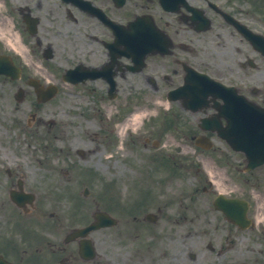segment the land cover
Wrapping results in <instances>:
<instances>
[{"label":"flooded vegetation","instance_id":"flooded-vegetation-1","mask_svg":"<svg viewBox=\"0 0 264 264\" xmlns=\"http://www.w3.org/2000/svg\"><path fill=\"white\" fill-rule=\"evenodd\" d=\"M248 2L0 0V55L19 67L16 79L0 75L7 99L23 88L21 103H32L30 81L52 75L57 94L69 86L78 104L117 105L108 122L116 134L125 108L146 101L136 92L165 101L185 142L187 183L184 195L160 197L166 207L150 196L104 197L100 209L113 224L82 236L72 229L92 221L89 207L81 221L48 238L23 218L38 206L10 201L0 254L13 264H222V256L243 246L245 264H264V162L245 170L252 147L264 156V44L257 48L247 35L258 30ZM2 172L6 188L23 186L21 174ZM219 194L248 202L246 228L226 220L215 206Z\"/></svg>","mask_w":264,"mask_h":264},{"label":"rangeland","instance_id":"rangeland-1","mask_svg":"<svg viewBox=\"0 0 264 264\" xmlns=\"http://www.w3.org/2000/svg\"><path fill=\"white\" fill-rule=\"evenodd\" d=\"M2 92L4 91L0 90V93ZM62 95L65 96L37 106L24 104L19 111L12 105L14 102L12 98L8 101L7 96L0 97V229L3 230L8 224L5 220L9 203L5 200L7 188L2 172L4 166L11 167L16 177L21 174L24 190L34 194L36 204L40 207L38 211L33 212L29 220L39 216L41 223L34 230L46 237H52L53 232L59 230L55 229L56 227L60 228V232H64L68 224L77 220L72 217L75 208L80 215L82 214L83 199L86 202L85 208L93 206V197L102 199L104 188L108 191L109 187L111 195L116 189V195L120 200L126 201L139 193V198L142 199L141 193L146 190V185H149L146 183L148 180L143 179L142 173L148 174L154 181L151 185V194L148 195L157 201L156 206L166 207L161 204L163 201L160 199L161 196L183 195L182 191L187 183L181 180L186 179V175L179 174L180 179L175 177L168 181V175L175 176L177 168L170 164L168 172L159 169L155 158L161 155L152 156V153H160L154 151L153 147L160 145L170 150L178 148L181 143L179 138L169 136L171 133L164 132V129L159 127L161 121L166 118L163 111L164 108H168L167 104L149 94L140 96L138 98L140 102L144 98L145 103L135 107L138 110L136 115L133 114L134 111L129 115L132 119L137 116L136 121L131 120L128 129L125 123H122L118 128L120 136L117 137L116 132L110 133L108 125L109 113L114 116L117 105L100 104L93 100L78 104L76 100H74L76 103L72 102L74 96L71 94L62 93ZM71 109H74V112H70ZM87 111L88 115H86ZM32 112H37L42 120L56 121L52 124H46L44 121L34 123L28 128H25V121L22 123V128L15 122L17 115L25 118V116L30 117ZM169 128L173 133V127L169 125ZM159 130L160 133L157 132ZM161 135L162 139H159ZM110 137L116 139L112 138V141ZM165 144L167 147L164 146ZM113 145L115 147L110 148ZM79 148L85 151L84 155L77 152ZM88 149L90 151H87ZM106 156H110V159L107 160ZM176 158L178 160L179 157ZM139 176L141 179L139 184L131 188V184H134ZM114 179L116 184L112 183ZM66 183H73L74 186L64 188L63 185ZM85 187L90 191L87 195H83ZM146 193L145 191L144 196H147ZM77 197L79 204L76 203ZM94 206L100 207V205ZM261 210H264V205ZM13 211H16L15 208ZM50 213L55 215L51 217ZM26 222L28 223L27 220ZM47 224H53L54 228H47ZM165 245L169 248L175 247L169 241H166ZM228 254L230 256H222V264L230 258L235 260V264H240L242 261H247L250 256L243 246H237Z\"/></svg>","mask_w":264,"mask_h":264},{"label":"bare ground","instance_id":"bare-ground-1","mask_svg":"<svg viewBox=\"0 0 264 264\" xmlns=\"http://www.w3.org/2000/svg\"><path fill=\"white\" fill-rule=\"evenodd\" d=\"M136 117H134L132 120L136 121ZM106 158H107V160H109L110 159V156H106Z\"/></svg>","mask_w":264,"mask_h":264}]
</instances>
